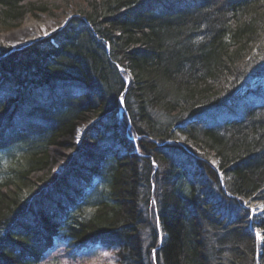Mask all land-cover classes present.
Masks as SVG:
<instances>
[{
  "label": "trees",
  "instance_id": "16d2710c",
  "mask_svg": "<svg viewBox=\"0 0 264 264\" xmlns=\"http://www.w3.org/2000/svg\"><path fill=\"white\" fill-rule=\"evenodd\" d=\"M42 14L0 40V264H264V0H0V35Z\"/></svg>",
  "mask_w": 264,
  "mask_h": 264
},
{
  "label": "rangeland",
  "instance_id": "374dc122",
  "mask_svg": "<svg viewBox=\"0 0 264 264\" xmlns=\"http://www.w3.org/2000/svg\"><path fill=\"white\" fill-rule=\"evenodd\" d=\"M72 13L71 10H68V15L65 17L68 18L70 14ZM55 18V17H48L45 15H41L40 18H32V17H27L24 19L21 25H19L16 28L10 29L8 31H4L0 35V40L3 44L10 46V47H16L19 46L23 43L27 42L26 37L31 35L33 32H31L30 28H23L22 26L25 25L26 22H39L38 23V33H35V36L33 37V40L41 37V36H47L50 33H52L54 30H56L60 25V23L63 21L62 19L64 18ZM59 20V21H58ZM64 20V21H65ZM17 30V31H16ZM15 31V32H13ZM33 33V34H34ZM263 83L264 85V76L259 77V78H253L249 81V84L251 87L256 88L258 84ZM261 88V87H260ZM219 110L212 109V113L210 114V117H215L218 116ZM84 127L79 128V134L84 133ZM3 152V151H0ZM16 149H11L9 151H5L3 153H0V178H2L8 171L6 170L7 164L11 158L17 155ZM211 158V163H215L214 157L209 156ZM222 177V174H220ZM246 200V199H243ZM242 203L245 206H254L257 207V211H262L264 207V203L260 201H254V200H246L242 201ZM253 234L256 237L255 242L257 246V251L260 252L259 246L263 240V234L260 229L254 228L253 227ZM95 249V250H94ZM60 250L56 245L52 250L49 252V258L45 260L44 264H116V258L114 255V252L116 251L114 248H98L97 247H92L90 252H85L83 258H78V259H71L68 258L61 253H59Z\"/></svg>",
  "mask_w": 264,
  "mask_h": 264
},
{
  "label": "bare ground",
  "instance_id": "6f19581e",
  "mask_svg": "<svg viewBox=\"0 0 264 264\" xmlns=\"http://www.w3.org/2000/svg\"><path fill=\"white\" fill-rule=\"evenodd\" d=\"M38 23H39V22H31V21H30V22H26L25 25H23L22 27H23V28H27V29L30 28V29H31V30H30L31 32H33V33H34V32L38 33V29H37V28H38V27H37V26H38ZM16 31H17V30H16ZM13 32H15V31H13ZM33 33H32L31 35H29L28 37H26L25 39H27V41L31 42L30 40H33V37L35 36V33H34V34H33ZM26 43H27V42H26ZM26 43H23V44H26ZM213 108H214V109H220V105H219V106H216V107H212V109H213ZM243 199H246V198H241L242 201H246V200H247V199H246V200H243Z\"/></svg>",
  "mask_w": 264,
  "mask_h": 264
},
{
  "label": "water",
  "instance_id": "95a60500",
  "mask_svg": "<svg viewBox=\"0 0 264 264\" xmlns=\"http://www.w3.org/2000/svg\"><path fill=\"white\" fill-rule=\"evenodd\" d=\"M65 24V23H64ZM30 41H32V40H30ZM29 41H27V43H28ZM249 229L252 231V232H254L253 231V228H252V226L251 225H249Z\"/></svg>",
  "mask_w": 264,
  "mask_h": 264
},
{
  "label": "built area",
  "instance_id": "2783aa9c",
  "mask_svg": "<svg viewBox=\"0 0 264 264\" xmlns=\"http://www.w3.org/2000/svg\"><path fill=\"white\" fill-rule=\"evenodd\" d=\"M252 208H254L255 212H259V211H257V207L252 206Z\"/></svg>",
  "mask_w": 264,
  "mask_h": 264
}]
</instances>
